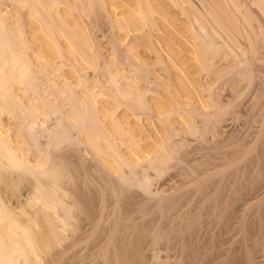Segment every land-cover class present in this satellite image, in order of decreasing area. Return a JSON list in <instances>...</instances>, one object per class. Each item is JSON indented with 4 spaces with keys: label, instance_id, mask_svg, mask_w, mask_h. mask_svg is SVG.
Returning a JSON list of instances; mask_svg holds the SVG:
<instances>
[{
    "label": "bare ground",
    "instance_id": "1",
    "mask_svg": "<svg viewBox=\"0 0 264 264\" xmlns=\"http://www.w3.org/2000/svg\"><path fill=\"white\" fill-rule=\"evenodd\" d=\"M6 1L12 3L16 9L21 10L18 20L21 26V37L12 27L14 21H11L7 11L2 9L0 4V128L4 126L3 117L6 115L11 114L17 120V124L14 126L17 134L15 137L19 138V150L22 152L18 154L12 148L11 143L13 140H9L12 138L7 137L0 129V264H148V261L154 263L153 260L155 259L159 264H180L181 260L182 264L187 261L188 264H199L200 262V264H206L204 262L207 260L206 257L211 255L205 251L206 247L203 248L206 244H203V246L202 240L197 242L198 250L200 251V248H203L201 253L196 250L197 247L194 244L203 237L198 231L204 229V223L207 222L198 219V216L196 217L193 213V211H197L196 209L190 212L194 216H189L186 209H190L188 206L193 203H188V208L183 207L186 208L184 211L188 214L184 215L185 212L183 211H181L183 214H179L180 211L176 206L182 204L184 199H181L180 196L175 197L177 193H172L175 190L170 193L165 190L156 193L154 192L155 189H152L154 184L152 187L150 184L152 174H155V171L160 172L159 169H162V164H164V158L158 156V148L169 141L166 127L169 130L168 125H170L172 115L179 113L176 122L180 124L181 129L185 132L191 131L193 117L186 111L182 110L180 112L179 104L174 103L163 92L152 95L146 100L147 108L155 114L154 119L150 118L149 115L138 114L137 111L143 105L141 103L144 102L143 99L141 101L135 98L132 104L124 103L125 101L120 97L110 93L101 81H97V78L92 82L90 81L88 72L97 73V69L102 68L100 67L102 64L97 57L94 42L91 40V32L83 22L86 0ZM196 1L99 0L103 11L108 15L112 24L116 26V30L114 29L115 31L112 34L114 36L110 41L114 44H111L114 47L112 53L119 52V46L128 43V38L133 34L134 36L138 34L136 36H141L140 38L146 37L152 45V50L157 55H162L163 62L172 70V82L176 90L183 99L193 106L191 108L194 112L205 115L210 112V106L204 101L200 92L202 83L198 79L199 74L205 71L209 75L212 71L211 62H214V59L217 60L216 58H224L235 54L227 60L224 58V61L230 62L229 59L237 58V53V55H240L237 49H241L239 46L234 45L236 44L235 41L239 40L237 37H234L237 40L232 39L233 36H239L240 34L244 37L246 35L248 37L254 34L259 35L257 31L264 28V0ZM0 2L3 3L2 0ZM219 3H222L220 5H224V8L226 7L223 10L227 12L221 10ZM194 5H198V7L195 8ZM172 8L175 9L174 12L169 11ZM170 20H175V22ZM178 20L185 21V25L182 27L183 30H176L178 28L174 24ZM221 21L222 23H220ZM253 21L255 22L253 23ZM228 28L231 30L227 31ZM169 30L176 31L177 35L175 34V36L179 38L173 40L174 37L172 38ZM254 30L256 33L252 32ZM248 31L253 35H250ZM261 32L264 33V30ZM261 32L260 34H262ZM231 33L234 34L231 35ZM260 36L246 37L248 39L245 41L251 43V38H253L257 42L255 44L257 45L256 49L262 48L264 40L257 41L261 39L257 38ZM245 41L243 42L245 43ZM252 43L251 45L254 47L255 45ZM258 43L261 44V47ZM248 46L247 51L249 49V52L252 53L255 48ZM245 56L247 57V55ZM240 59L237 58L239 60L238 64L241 62L240 65L236 64L240 69L245 68V62L240 61ZM249 59L251 58L249 57ZM219 60L223 62V59L220 58ZM231 64L236 66L232 62ZM105 68L107 69L108 66ZM108 70L110 71V69L106 70L110 82L120 87L118 80L115 78L117 75L114 76L113 72H108ZM239 71L240 75L245 73L243 70ZM246 73L250 75L249 71H246ZM246 76L243 78H246ZM95 77H97V74ZM18 91H21L22 94L25 93V96L28 94L29 98L25 97L26 101H24L22 95V99H20L19 93L21 92ZM68 105L71 107H68ZM251 118L255 117L252 116ZM82 121H87L89 125L87 127L82 126ZM14 127L12 128L14 129ZM76 128H79V130ZM72 129L78 130L77 133L80 137L83 135V145L81 146L85 145V150L87 149L93 155L96 164L98 163L111 177L129 175V177L124 178H131L132 180L130 182V179H128L127 183L131 184L126 183L124 185V180L120 183L117 182V184L123 182L118 185V189L114 184L110 189L106 188L108 185L99 186L100 188H97V215H93L94 211L89 207L87 208L89 212L93 211L90 213L91 215H88L89 212L86 210L85 213L88 212V214L81 211L84 215L75 216L73 215L75 212L72 213L70 209L73 202L65 199L67 195L75 197V204L78 203V200L84 201L85 196L87 197L93 193L84 194L79 188L82 183H85L84 180L87 175H81L85 177L84 180L81 177L74 176L75 180L72 181V179V183L65 181L66 172L78 169L76 164H78L77 166L81 164H71V160L65 161L66 154L64 153L66 151L64 149H67V151L72 150L76 140L73 141L76 135H72ZM262 130L261 133L263 134L258 136L257 141L254 140L256 143L263 141L262 144H258V147L262 148H257L260 150V152L259 150L257 152L262 158L260 160L258 156L254 160L258 161V164L261 161L264 164V128ZM237 141L229 142V146H227L229 149H225L226 155H223L226 157H221L224 158L223 161L226 160L222 162L225 165L220 167L218 159L210 161H212L213 169H222L224 174L223 177L221 176L222 180L225 176H229L230 171H233L232 173L236 175L245 172L243 167L248 172L249 170L252 171L253 167L256 168L254 173L259 172L257 173L258 176L256 174L254 176V173L253 176L263 182L261 185L258 181L260 184L256 186V189L263 186V196L259 197L258 200H255L252 196L253 200L250 199L251 201L248 204L250 206L259 205L258 210L261 211L259 216L262 219L260 221L259 218H254L257 221H254L253 225L256 224L255 226H257L259 223L256 222L260 221L258 226H261L259 229L261 231L258 230L259 233L256 231L260 237L256 239L254 235L253 237L250 236L253 232L249 233L248 227L253 228V225L249 224L250 221L247 225L245 223L247 219L244 220L243 218L244 221L242 220L243 223H241L243 227L241 225L240 227L243 229L241 232L244 234L242 233L240 239L237 238V248L235 250H238L239 255H243L246 264H261L258 263V261L260 262V259L258 260L259 255L255 256L257 251L254 250L260 249V257L264 260V165L260 164L263 165L261 167H257L260 165L252 166L250 164H254V158L250 160L253 163L250 162L249 164V161H245L246 159L242 158L241 155L240 161L233 159L234 150L232 151V148L242 146L241 149H237L235 155L239 152V154H244V157H246L250 152L246 154V147L242 144L253 143V140L248 139L246 136ZM223 145L225 144L223 143ZM222 151L224 152V150ZM70 152L72 154V152L80 151L72 150ZM83 158L79 157L78 159L82 162L81 159L83 160ZM159 162L162 164L159 165ZM241 162L245 165L243 166ZM246 162H248V166H246ZM240 163L243 166L242 168ZM158 166L161 167L158 168ZM79 171L78 174H80ZM140 172H143V175L145 173L144 177L140 176ZM84 173L87 172L83 171L82 174ZM138 174L141 177L140 179H138ZM234 174H232L233 177H235ZM248 176L250 178V175H247L246 178ZM237 177L242 179L239 176ZM76 178L84 182L81 181L79 185L80 180L76 181ZM232 179L227 182L231 183ZM251 179H253L252 176ZM253 188H248V190L253 191ZM256 189L254 190L256 191ZM158 190L157 188L156 191ZM251 190L248 192L252 193ZM219 191L221 192V190ZM249 193L245 192L246 195H241L245 197L248 194L250 196ZM212 196H214L212 210L215 216L220 217L219 221L224 218L222 220L224 224L226 223V221L224 222L226 217L223 216L231 217V214L227 215L229 214L227 209L232 208L233 202H236L234 199L238 200V198H234L233 201L228 203L232 199L231 196L230 199L226 200L221 197L217 199L215 195ZM182 197L185 198V194ZM236 197L241 196L236 195ZM243 198L241 199L243 200ZM241 199L239 200L241 201ZM245 199H247L245 201H248V198L245 197ZM189 202H192V200ZM79 204H81V208L86 209L82 202L76 205L79 206ZM228 204H232V207H229ZM248 204L246 202V205ZM76 205L75 207H78ZM193 206L195 205L191 207ZM170 207L176 208H173V210H177L174 212L178 214L173 213L178 217L173 218V214L170 213L173 211L172 209L167 212ZM143 208L147 211L143 212ZM252 209L254 213L251 214H256L257 212L254 211L253 207ZM201 214L204 213L201 212ZM215 216L213 215V217ZM216 217L215 220L218 223ZM232 218L234 217L232 216ZM228 221L225 226L230 223ZM235 222L237 221L235 220ZM208 225L207 227H210ZM197 233H199L200 238H198L199 236L196 237ZM207 240L209 241V239ZM225 240L224 243L221 242L223 245L226 244ZM231 244L227 245V250L231 249L229 248ZM221 248L222 252L227 251L224 247ZM229 251L221 255L215 254L218 257L213 258H219L221 263L218 264H226L228 260L225 259L226 257L224 258V256H227L225 254H230L229 258L232 256L235 259L236 256L240 258L234 250L230 251L231 253ZM205 253L207 256L203 257ZM215 255L212 253L211 256ZM177 256L180 258H177ZM219 256H222L225 260ZM201 257L204 261L201 260ZM235 259L233 258L229 264L244 263H240V260L238 262L237 259L236 262ZM183 260L185 261L183 262ZM215 260L217 261V259ZM219 260L218 262H220ZM262 262L264 263V261Z\"/></svg>",
    "mask_w": 264,
    "mask_h": 264
},
{
    "label": "rangeland",
    "instance_id": "2",
    "mask_svg": "<svg viewBox=\"0 0 264 264\" xmlns=\"http://www.w3.org/2000/svg\"><path fill=\"white\" fill-rule=\"evenodd\" d=\"M86 1H87L86 2V11L84 14L85 17H84L83 22H84L85 26L88 27V29L91 32V36H92L91 40L94 42V46H95L96 52H97V57H98L100 63L102 64L100 66L102 68H98L97 73L96 72L92 73V71H89V72L87 71L88 74L90 75L89 76L90 81L92 82L97 78V81H101L103 86L110 93L120 97L123 101H125L124 103L127 102V103L132 104V101L135 98L136 99L138 98L141 101L143 99L144 102H141V103H143L144 106L142 105L139 108L140 110L137 109L138 114L149 115L150 118L154 119L155 114L150 109L147 108L148 104H147L146 100H147V98L151 97L152 95H157V94L163 92L172 101H174V103L179 104L178 108H179L180 112H182V110L184 112L186 111L191 115V117H193V126L191 128V131L185 132L181 129L180 124L178 122H176L177 121L176 118H177V115L179 113L177 112L176 115L175 114L172 115V118L170 120V125H168L169 130H168V127H166L167 137H169V141H168V143L164 144L162 147L158 148V150H159L158 156L164 158V164H162L161 162H159L158 164L160 165V163H161L162 169L163 168L164 169L163 170L159 169V170H161L160 172H157V171L154 172L155 169L153 170V172L155 174H152L153 175L151 177L152 183L150 182L151 187L154 184V187H152V189L153 190L155 189L154 192H156V193H158V192L160 193V191L162 192L164 190L167 193H170L173 190H175L174 192H172V193H175V192L177 193V194H175V197L180 196L181 199H184L183 202L181 201L183 205L180 204V205L176 206V208L180 211L179 214L180 213L183 214L181 212V211H183V212H185L184 215H186V214H188V213H186V211H188L189 216H191V215L194 216L193 213H195L196 217L197 216L199 217L198 219H201L202 221L207 222V223L203 222L204 227L207 229L205 230V228L202 227L204 229L201 228L202 230L198 231L201 233L200 235L203 236L204 238L202 237L201 239H198L199 241L195 240L196 242L194 245H195V247H197L196 250L199 249L197 242H200L202 240L201 241L202 245L206 244V246L203 245L204 247L203 246H199V247H203V248L206 247L205 251H207L211 255H212V253L214 255L220 254V251L222 250L221 247H224V249L227 250V247H228L227 245H229L231 243H233L234 245L231 244L230 245L231 247H229V248H231L232 250H234L238 254V250H235V249L237 248L236 247L237 246L236 245L237 240L240 239V237H242V235L244 234L243 232H241V231H243V229H241V227H243L241 224V223H243L242 222L243 218H244V220L249 219L248 221L246 220L245 223L247 224L250 221V223H249L250 225H253V223H255L254 221H257L256 220L257 218H259L260 221L262 219V217L259 216V214L261 212V211L259 212V210H258L259 205L255 204V206H250L248 204V202L251 201L250 199L253 200V197L255 200L256 199L258 200L259 197L263 196V194H262L263 193V186L261 188L258 187V189H256L257 188L256 186H258L260 183L262 185L263 182L254 177L256 175L258 176L257 173H259V172L254 173V171H256V168L253 167L254 168V170L252 168L253 172L251 170H249V172H252V173H249L245 169V167H243L245 165V163L243 164L244 161L241 162L243 164V166L240 163V167L241 168L243 167V169L245 170L246 173L245 172L242 173L241 171H243V170H241L240 171L241 173L236 172L237 173V175H236V174L232 173L233 171L229 170L230 173L235 175L236 179H235V177H233L232 174L228 173L229 176H225L224 179L222 180L221 176L223 177V175H224L222 172V169L221 168L213 169L212 161L218 159V163H219L220 167L222 165H225V163L223 164L222 162H225L226 160L223 161L224 158L222 159L221 157L226 155V150L229 149L227 147V146H229V142H238L237 140H239L243 136H246L248 139L253 140L252 144H248V145L242 144L243 146L246 147V149H245L246 154L248 152H250V153H248L249 155L247 154V156L245 154L246 157H244V154L243 155L239 154V152H237L238 154L235 155L237 149L239 150L242 148V146H238V147L236 146L237 148L236 147H234V149L232 148V151L234 150V158L233 159L238 161L240 159V157L243 156L242 158H245L246 159V160L244 159L245 161L248 160L249 164H250V162H252L250 160H252L254 158L253 159V161H254L256 159L255 157H258V156L260 157V155H259L260 150L259 149H261L262 147H258V144H262L263 141H260L257 143L255 141H257V138L260 134H263V133H261V131L263 132L262 129L264 128V108H263L264 107V56H263L264 51L262 52V50H264V44H263L264 42L262 43L263 44L262 48L256 49L257 45H255V44H257V42L255 41V39L253 40V38H254V35L255 36L261 35L260 37H257V38H261L257 41L258 42L260 40L263 41L264 40L263 39L264 33H262L261 31H263L264 28L261 27L263 30L257 31V32H259V33H257L259 35H256V34L253 35V33H250L248 31L250 33V35L251 34L253 35V36H250V35L249 36L253 37V38H251L252 42L255 41L253 43L251 42L253 45H255L254 47H252L250 42L248 43L247 41H245L246 39L250 38L247 35H246V37H248V38L242 36L241 34L239 35L240 37L238 35L233 36V37L231 36L232 39L237 40L236 38H234V37H237L238 40L240 41V42L235 41L236 44H234L236 46H239V48L241 49V50L237 49V51L240 53V55H237L238 54L237 53L236 57L238 59H240V57H241L240 61L243 60L245 62V68L248 70H246L244 67L241 69L239 68L238 65H240L241 62L238 64L239 60H237V58H233V60L229 59L230 62L224 61L225 59L227 60L228 58L235 56V54H234L232 56L230 55L231 57L225 56L224 57L225 59L223 57L216 58L217 60L214 59V62L213 61L211 62L212 63V65H211L212 71L209 73V75H207V73L205 71H203L202 73L199 74L198 79L202 83V85L200 87V92L202 94L204 101L210 106V112L203 115V114H199L198 112H194L193 108H191L193 106L190 105L187 102V100L183 99L181 94L176 90V88L172 82V70L170 68H168V66L165 62H163L164 61L163 56L157 55L152 50V45H151L149 39H147L146 37L140 38L141 36H136L138 34H136L135 36L133 34L131 37L128 38V43L120 45L119 46L120 51L118 50L119 52L113 54L112 52H113L114 47H112L111 44H113V43H111L110 41H112V36H114L112 34L116 30V26L112 24L108 15L103 11L99 0H86ZM2 2L3 3L0 2L2 9H5L7 11V15H9V17L11 18V21L12 20L14 21V22L12 21L13 22L12 27L16 31V33H18L20 36L21 26H20L18 20H19L21 10L13 7V4L10 3L9 1L2 0ZM220 4H222V3H219V6L222 8L221 10L226 8V7L224 8V5H220ZM95 6H97V7H95ZM194 7L197 8L198 5L197 6L194 5ZM220 7H219V10H220ZM243 9H245V8H243ZM120 11H122V9H120ZM169 11L174 12L175 9L172 8ZM223 11L227 12L226 10H223ZM221 13H223V12H221ZM255 20L258 22L257 19H255ZM171 22H175V20H172ZM254 22L255 21H253V23ZM184 23H185L184 20H178L175 23L176 25L174 23L173 24H174V26H176V28H178L176 30L180 31V30H183L182 27L185 25ZM220 23H222V21ZM255 24L257 26L259 25L257 23H255ZM261 26H262V24H261ZM229 30H231V29L228 28L227 31H229ZM169 31H171V30H169ZM173 32L172 31L170 32V35L172 36V38L174 37L173 40H176L175 38L178 39L179 37L175 36V34L177 35V32L176 31H173ZM252 32L256 33L255 30ZM260 32L263 35L260 34ZM249 33H247V34H249ZM233 34L231 33V35H233ZM243 41H245V43ZM248 44H250V46H248ZM241 45L243 48L241 47ZM260 45L261 44H259V47H261ZM247 46L250 48H255V50H253L251 53V52H249V49L247 51ZM244 49H246V50H244ZM258 51H259V53H258ZM253 52H255L256 54H260V55H256L255 53L253 54ZM244 54L247 55V57ZM249 57L251 59H249ZM220 58L223 59L222 60L223 62H221L219 60ZM262 59H263V61H261ZM234 60H236V61L234 62ZM258 60H260V61H258ZM224 62H226V63H224ZM228 62H229V64H228ZM231 62L233 64L237 63L238 65L237 64H236V66L232 65ZM247 64H248V66H246ZM106 66H108L110 71L113 72L114 76L117 75V76H115V78L118 80L120 87L113 85L112 82H110V79L108 78L109 74L106 71L108 68L106 69L105 68ZM233 66L237 67V68H234ZM230 69H233V70H230ZM239 70H243L245 72L244 73L245 75L244 74L240 75ZM110 71L108 70V72H110ZM246 71H249L250 75H247ZM94 73L97 74V77H95L96 74H94ZM236 73L240 76V78ZM245 76H246V78H249V79L243 78ZM249 76H251V77H249ZM251 78H253V79H251ZM56 79H58V78H56ZM18 92H21V91H18ZM258 93H260V94H258ZM19 94H20L19 98L20 99L23 98L22 100H24V101H26L25 97H27V99L29 98L28 94L26 96H25V93L22 94V92ZM21 96H22V98H21ZM258 97H260V98H258ZM250 105H252V106H250ZM69 106L70 105H68V107ZM239 106H241V107H239ZM190 108H191V110H189ZM232 109H233V111H232ZM191 111H193V112H191ZM233 112L236 114H234ZM252 116L255 118H251ZM256 117H257V119H256ZM12 118L13 117L11 116V114L4 116L3 117V123H4L5 127L2 126L0 129L4 134L7 135V137L10 136L9 138H12V139H9L10 141L13 140L11 143L13 145L12 148H14L15 151H17L18 154H20L22 151L19 150L20 149V146H19L20 142H19V138H17V136L15 137V135H17V134L15 131L16 128L14 127L17 124V120L15 118H13V119ZM81 124H82V126H86V127L89 125L87 121H82ZM250 125L251 126L253 125V126L251 127ZM243 126H245V127H243ZM8 127L11 129H9ZM12 127H14V129ZM261 127H263V128H261ZM5 129H7V130H5ZM76 129L79 130V128H76ZM72 130H73V131H71V132H73L72 135H74V134L76 135V136H74V139H73V141L75 139L76 140H75V143L73 142L74 144L72 146V148H73L72 150L73 151L77 150L80 152H76V153L72 152V154H71L70 151H72V150H68L69 151V153H68L67 149L66 150L64 149V151H66L64 153V154H66V157H65L66 160L65 161L71 160V162H70L71 164L81 163V164H79V166H81V167L77 166L78 164H76V167L78 168V169H76L77 171L72 167V169H74L76 172L74 170L67 171L66 172L67 176L65 177V181L72 183V181L75 180L73 178L74 176H77L79 178L81 177L84 180L85 177H83L81 175H84V176L87 175L88 177L86 176L84 181H85V183H88V184L82 183L80 185L81 181H83V180H81L79 178H76V181L80 180V182H79L80 187L79 188L82 190L81 191L82 193H84V194L90 193L91 194L93 192L92 193L93 195L91 194L92 196L91 195H88L87 197L85 196L84 201L83 200L77 201L78 203L82 202V205L86 209L81 208V204H79V206L76 205L78 203L74 204V202L76 201V199H74L75 197L73 198L72 196L67 195V197L65 199H66V201L73 202L71 205L72 208H70L72 213L75 212L73 215L78 216V215L82 214V212H84V214H88L89 209H87V208H89V207H91L92 210L94 211L93 215H97V206H96L97 205V188L99 186L102 187L103 185L104 186L108 185V186H106V188L110 189L114 184L117 186V187L116 186L115 187L118 189V185H121L123 182H124L123 185L126 184L128 179H130L129 180L130 182L132 180H131V178H124L126 176L129 177V175H126L124 177H116V176L111 177L109 175V173H107L105 170H103L98 163L96 164L95 160L93 159L94 158L93 155H91V153L87 149L85 150V147H84L85 145L81 146V145H83V137H82L83 135H81V137H80L79 133H77L78 130H75V129H72ZM223 130H226V131H223ZM230 133H232V134H230ZM81 139H82V141H81ZM260 139H262V138H260ZM78 142H79V144H78ZM80 143H82V144H80ZM223 143L225 145H223ZM223 146H224V148H223ZM259 146H262V145H259ZM257 148H259V149H257ZM68 149H71V148H68ZM220 150H221V152H220ZM222 150H224V152ZM258 150H259V152H257ZM86 153H88V155H86ZM68 154H70L69 156L72 155L71 158H69V156H67ZM254 154H255V156H254ZM260 154L262 155V153H260ZM74 155H76V156H74ZM79 157H81V158L84 157L83 160L81 159L82 162H80V159H78ZM224 157H226V156H224ZM237 157H239V158H237ZM261 158L262 157H260V160H261ZM210 160H212V161H210ZM257 160H259V159L257 158ZM261 162H260V164H263V162L262 163ZM246 163H247L246 166H248L249 165L248 162H246ZM260 164H258V161L257 162L254 161V164H250V165H252V166L254 165L256 167L257 165H260ZM263 165H260L257 167H261ZM159 167H161V166H158V168ZM248 169H249V167H248ZM259 169H261V168H259ZM88 170H92V171H88ZM78 171L80 174H78ZM83 171L84 172L86 171L87 173L82 174ZM257 171H259V170H257ZM214 172H215V174H214ZM142 173L143 172H140L139 174H140V176L144 177L145 173H144V175ZM149 173H152V172H149ZM253 173H254V176H253ZM261 173H263V172H261ZM75 174H78V175H75ZM139 174H138V179L141 178V177H139ZM241 174L242 175L243 174L244 175L245 174L250 175V178L248 176L247 178H249V179L246 180L247 175H245V176L243 175L245 177V179H244V177ZM197 175H198V177H197ZM211 175H215V176H211ZM230 176H231V178H229ZM237 176H239V178H242V179H238ZM251 176L253 177L254 180L251 179ZM232 177H233V179H232ZM212 178L215 180L213 181ZM217 179H219V180H217ZM231 179H232V181H230L231 183L227 182L228 180H231ZM121 181H123L121 184H117V182L120 183ZM235 181H236L238 186L236 185ZM242 181H244V182H242ZM211 182H214V183H211ZM222 182H224V183H222ZM127 184H131V183H127ZM231 184H233V185H231ZM219 186H220V188H219ZM174 187H176V188H174ZM221 187H224V188L221 189ZM92 188H94V189H92ZM157 188L159 189L158 191H156ZM232 188H234V189L232 190ZM248 188H251V189L253 188V191L251 189H249V190H251L252 193L248 192L249 191ZM254 189H256L257 192ZM219 190H221V192ZM130 191H128V193H130ZM131 192H133V191H131ZM245 192L251 194L250 196L248 194H247V196H245L246 198H248V201H245L247 199H245V197L241 195V194L244 195ZM184 194H185V198L182 197V196H184ZM71 195H73V194H71ZM212 195H215V198H217V199L219 197H221L223 200H226L228 198L230 199L232 197V199L230 201L228 200L229 202L227 201L228 203L233 201L234 198H238V200L234 199L237 203L233 202V207H232V204H228L229 207L231 206L232 208L227 209L228 213H229L227 215L231 214L230 216L231 217L233 216L234 218L231 219V217H229V216H225V215L223 216V217H226L224 220V222L226 221V223L228 221L227 218L229 217L228 222H230V223H228V226H225L226 223L223 224L222 220L224 218L220 219V221H222V222H220L219 221L220 217H218L217 215H216L217 217L215 216V213L212 210L213 209L212 201L214 200V198H213L214 196H212ZM236 195L241 196V197H236ZM256 195H257V197H256ZM85 198H87V199H85ZM187 198L189 199V201L192 200V202H189ZM241 198H243V200ZM89 199H90V201H89ZM239 199H241V201ZM185 202H186V205H185ZM209 202H211V203H209ZM246 202L248 205H246ZM188 203L189 204L193 203L192 205H195V206L191 207L192 205H189L188 207H190V209H186V208H188L187 207ZM242 203H244L246 207ZM90 204H91V206H90ZM235 204H237V205L235 206ZM240 204H242V205H240ZM75 205L78 206L79 209H78V207H75ZM178 206H181L182 208L178 207ZM196 206H198V207H196ZM237 206H239V207H237ZM146 207H144V208H146ZM183 207H186V208H183ZM252 207L254 208V211L257 212L256 213L257 216H256V214H251V213H254ZM91 208H90V210H91ZM144 208L142 211L143 212L147 211ZM173 208L176 209L175 207H173ZM173 208L170 207L167 212H169L171 209L173 210ZM185 209H186V211H184ZM194 209H196L197 211H193ZM229 209L233 210V211H230ZM86 210L88 211L87 213H85ZM92 210H91V212H93ZM200 210H202V211H200ZM174 211H177V210H173L172 212H170L171 214H173V218L178 217L177 215H174V213L178 214L177 212H174ZM192 211H193V213H190ZM91 212H89L88 215H91L90 214ZM201 212H203L204 214H201ZM246 212H249V213H246ZM84 214H82V215H84ZM212 214L216 217V219L218 220V223L216 222L215 217H213ZM249 215H251L252 217ZM244 216H246V217H244ZM208 217H210V218H208ZM237 218H239V219H237ZM250 218H252V219H250ZM254 218H256V219H254ZM204 219H206V220H204ZM235 220L237 222H235ZM260 221H258L256 223L260 224ZM220 223H222V224H220ZM218 224L221 226L223 225V226L221 227ZM249 224H247V225H249ZM207 225L210 227H207ZM240 225H241V227H240ZM255 225H253L252 227L253 228L255 227L257 230L250 228L251 226L248 227L250 230L249 233H252V232L254 233V234L252 233L251 235L250 234H248V235H250L251 237H253V235H254V238L259 239L260 235H257V232L259 233V231H261V230H259L261 228V226H258V225L255 226ZM234 226L235 227L237 226V228L238 227L239 228L237 229ZM224 227H228V228H224ZM218 228H219V230H218ZM230 229H232V230H230ZM236 230H238V231H236ZM203 232H205V233H203ZM235 232H237V233H235ZM202 233H203V235H202ZM197 236H199V233L196 234V237ZM221 237H223V238H221ZM234 237H236V238L234 239ZM198 238H200V236ZM206 238L209 239V241ZM210 238H212V239H210ZM225 239H228V240L226 241ZM224 240H225L226 244L223 245L222 243H224L223 242ZM215 242H217V243H215ZM210 245H213V246H210ZM208 246H210L211 248ZM214 246H218V247H214ZM203 248H200V251L198 250V252L201 253V249L203 250ZM214 249H216V250H214ZM231 249H228V250H230L232 252ZM209 250H211V251L209 252ZM228 250L226 252H228ZM259 250L258 249L254 250V251H257L255 256L259 255L258 260L260 259V262L258 261V263L264 264L262 262L264 260L261 259V257H260L261 251H259ZM214 252H216V253H214ZM224 252L225 251H223L222 253H224ZM258 253H260V254H258ZM211 255L207 256L205 253V254H203V257L207 256L206 257L207 260L204 261L203 257H201V260L206 262V264L221 263L219 258H213V257H218V255H215V256H211ZM225 255H227V256H224V258L226 257L225 259L228 260L227 261L228 264H229V262H232L231 260L233 258L235 259V257H233V256L229 258L230 254H225ZM239 256H240V258L238 256H236L237 257L236 259L238 260V262L240 260V263H243L244 262L243 255H239ZM219 257L224 259L222 256H219ZM177 258H180V257L177 256ZM215 259H217V261ZM236 259H235V261L237 262ZM256 259H257V257H256ZM156 260L157 259L153 260L154 263H152V261L151 262L148 261V264H151V263L157 264L158 262H156ZM177 260H180V259H177ZM185 260H183V262ZM218 260L220 262H218ZM198 261H199V259H198ZM177 262L179 263V261H177ZM181 262H182V260L180 261V264H182ZM187 262H185V264H188ZM227 262H226V264H227ZM222 264H224V263H222ZM243 264H246V263L244 262Z\"/></svg>",
    "mask_w": 264,
    "mask_h": 264
}]
</instances>
